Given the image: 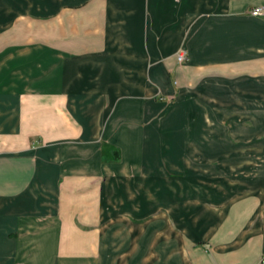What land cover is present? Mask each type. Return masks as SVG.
<instances>
[{"label": "crops", "instance_id": "obj_1", "mask_svg": "<svg viewBox=\"0 0 264 264\" xmlns=\"http://www.w3.org/2000/svg\"><path fill=\"white\" fill-rule=\"evenodd\" d=\"M256 7L264 0H0V264H260L264 180L200 192L183 225L167 220L161 190L146 220L144 189L154 171L191 167L190 107L224 104L181 92L264 79ZM200 121L199 138L213 139L210 116Z\"/></svg>", "mask_w": 264, "mask_h": 264}, {"label": "rangeland", "instance_id": "obj_2", "mask_svg": "<svg viewBox=\"0 0 264 264\" xmlns=\"http://www.w3.org/2000/svg\"><path fill=\"white\" fill-rule=\"evenodd\" d=\"M256 79V77L247 76L237 81L233 87L226 84L228 90L206 92L189 89L181 92V98L186 103H189L192 97L222 98L224 104L223 106L207 107L204 104V106L190 107L191 129L195 132L193 138L189 140L192 148L194 147L189 156L192 165L183 167L181 171L167 168L164 175L158 178L161 172L154 171L152 183L144 188L155 196V201L149 203L151 214L146 220L157 215L159 208L164 204L167 220L173 221L171 216H174L178 223L183 225V221L187 222L191 216L200 213L195 199L200 198L199 193L202 191L204 195L213 194L216 198L219 195L232 196L243 190L258 189L261 181L264 180V79L259 80L260 82ZM205 113L210 116L211 122L208 126H212L208 130L213 132V139L207 141L199 138V135L206 133L200 121ZM210 178L214 182L213 188L206 185V181H211ZM135 188L141 190V188ZM135 188H133L134 191ZM159 190L166 195L165 202L162 204L157 200ZM120 192H125L124 187ZM123 204L126 202L114 205L120 207ZM146 205L141 204L144 209ZM124 221L127 219H122L121 222ZM123 234L120 233L117 237H122Z\"/></svg>", "mask_w": 264, "mask_h": 264}, {"label": "built area", "instance_id": "obj_3", "mask_svg": "<svg viewBox=\"0 0 264 264\" xmlns=\"http://www.w3.org/2000/svg\"><path fill=\"white\" fill-rule=\"evenodd\" d=\"M250 14L252 16H255V17L263 16L264 15V8H262V7L253 8L250 11ZM187 59H188V53L186 50L181 49L177 52V54H176L177 63L183 64L187 61ZM260 264H264V257L261 258Z\"/></svg>", "mask_w": 264, "mask_h": 264}]
</instances>
